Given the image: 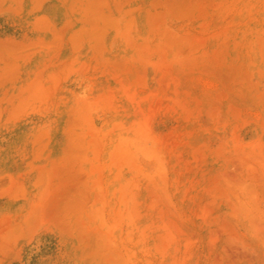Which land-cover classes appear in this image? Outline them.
Segmentation results:
<instances>
[{
    "label": "rangeland",
    "instance_id": "374dc122",
    "mask_svg": "<svg viewBox=\"0 0 264 264\" xmlns=\"http://www.w3.org/2000/svg\"><path fill=\"white\" fill-rule=\"evenodd\" d=\"M0 264H264V0H0Z\"/></svg>",
    "mask_w": 264,
    "mask_h": 264
}]
</instances>
